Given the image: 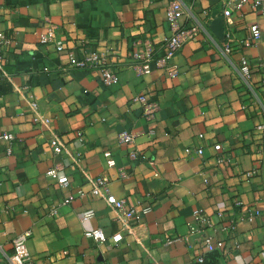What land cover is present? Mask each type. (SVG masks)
Instances as JSON below:
<instances>
[{"label": "crops", "instance_id": "obj_1", "mask_svg": "<svg viewBox=\"0 0 264 264\" xmlns=\"http://www.w3.org/2000/svg\"><path fill=\"white\" fill-rule=\"evenodd\" d=\"M168 1L0 0V31L11 39L0 45V132L15 136L0 140V264L26 229L28 264H264V13L249 5L232 12L226 53L220 1L179 0V29H198L165 59L163 40L175 31ZM254 23L260 38L245 46ZM50 29L53 37L40 42ZM92 51L118 69V84L105 86L97 68L77 65ZM32 101L49 126L33 122ZM49 131L61 153L48 145ZM124 132L133 140L121 141ZM218 156L229 161L217 164ZM50 168L68 186L46 175ZM103 175L108 192L134 209L117 243L85 234L99 228L110 237L122 227L91 192ZM197 208L213 224L237 221L234 232L212 233L221 249L206 252L202 238L211 231L193 217ZM252 210L259 213L239 220Z\"/></svg>", "mask_w": 264, "mask_h": 264}, {"label": "built area", "instance_id": "obj_2", "mask_svg": "<svg viewBox=\"0 0 264 264\" xmlns=\"http://www.w3.org/2000/svg\"><path fill=\"white\" fill-rule=\"evenodd\" d=\"M222 10L221 13L223 17L225 18V25L227 27L226 32L224 34L225 39H223V49L226 53H229L232 49V42L234 39H231V32L230 28L232 27V21H231V14L235 10L242 9L243 6L249 5L252 9H255L257 11H260L261 13H264V0H219ZM183 8L181 6V2L179 0H169L168 4L166 6L165 10V16L168 22H170L174 27L175 31L170 35L167 36L163 40V45L168 49L165 55V59H170L180 48L181 46L190 40V38L193 37V35L197 32L198 26H192L189 29H179L177 25V20L183 15ZM53 37V31L52 29L48 30L47 33L42 34L40 36V42H47L50 40V38ZM260 38V30L256 23L252 24L250 26V37L244 41L245 46H250L252 43L257 41ZM10 38L6 36L2 31H0V45H8L10 43ZM57 50L63 49V44L61 41H58L56 43ZM77 65L80 67H89V68H97L101 75H102V83L105 86H112L116 85L119 82V72L116 67H114L111 63L107 61V58L103 54H98L97 52H89L87 55L83 57V59L79 62H77ZM261 65L264 67V61H261ZM142 72L148 73L150 70L149 67V59L147 57L143 58V63L141 65ZM240 71L242 75H248L249 74V60L245 57H241V67ZM136 101L144 102V96L138 95L135 98ZM31 105L33 107V122L36 125L39 126H49L51 122V118L47 115L41 114V112L38 110L37 103L35 101L31 102ZM153 111V108L149 109L148 113ZM258 128L263 129L264 125L258 126ZM50 132V137L48 139V145L51 147L54 153H61L62 150L65 149L63 143L61 142L59 136L55 134L53 131ZM77 138L79 140H82L83 133L81 131H77L76 133ZM134 135L132 133L124 132L120 135L121 141L130 142L133 140ZM15 138L14 134L9 131H3L0 132V140H4L6 142H11ZM214 150L220 151L221 145L215 144L213 146ZM188 152L189 149H186ZM198 153L202 152L201 148L197 149ZM106 164L108 167H113L115 165V161L112 158L111 152L106 150L103 153ZM225 161H229V158H223L221 156L216 157L215 162L217 164H221ZM257 172V169H250L248 171H245L242 173V176L244 177H250L254 175ZM46 175L49 177L55 178L57 182L62 186L66 187L68 186V180L66 177L59 176L57 174V170L55 168H50L46 171ZM92 194L96 196L102 197L110 207H112L116 214L118 219L122 222V227L119 231L116 233L110 235V237H107L103 231L99 228L86 231L87 236H91L96 241L103 242L107 239L111 240L112 243L119 242L123 237V230L127 229V221L132 218L134 209L133 208H126L124 205V202L122 199L116 198L113 194L109 193L107 190V185L109 183V178L105 175L97 178L92 179ZM68 200H64V202H67ZM237 204H241V202H236ZM51 214L56 213V209L53 208L50 211ZM259 212L258 210H252L245 215H241L239 217V220L244 219H251L254 215H257ZM218 216H222V212L217 213ZM91 213H87L83 216V219H87ZM193 217L197 219L201 224H203L205 227H208L210 229V233L204 234L202 238L203 245L205 247L206 252H212L217 249H221L223 247V240H213L212 233L215 231H220L222 233H229L234 232L236 229L237 221L235 219H230L228 222L225 223H219V224H213L210 218L202 209H195L193 211ZM32 235L31 229H26L24 231H21L17 233L12 239H11V253L7 256L4 264H28L30 254H29V248H28V240ZM196 260L198 262L204 261V256L199 255L196 257Z\"/></svg>", "mask_w": 264, "mask_h": 264}, {"label": "water", "instance_id": "obj_3", "mask_svg": "<svg viewBox=\"0 0 264 264\" xmlns=\"http://www.w3.org/2000/svg\"><path fill=\"white\" fill-rule=\"evenodd\" d=\"M213 24L216 26V34L218 36H221L222 32H223V24L220 20H214Z\"/></svg>", "mask_w": 264, "mask_h": 264}]
</instances>
